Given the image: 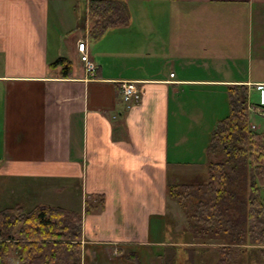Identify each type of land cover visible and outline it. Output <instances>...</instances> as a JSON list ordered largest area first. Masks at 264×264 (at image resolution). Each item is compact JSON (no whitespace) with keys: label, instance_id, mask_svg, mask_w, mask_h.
Masks as SVG:
<instances>
[{"label":"crops","instance_id":"0c3cea01","mask_svg":"<svg viewBox=\"0 0 264 264\" xmlns=\"http://www.w3.org/2000/svg\"><path fill=\"white\" fill-rule=\"evenodd\" d=\"M92 1L0 0V177L81 216L82 264H162L170 184L208 172L232 88L263 98L264 0H104L102 34Z\"/></svg>","mask_w":264,"mask_h":264},{"label":"trees","instance_id":"16d2710c","mask_svg":"<svg viewBox=\"0 0 264 264\" xmlns=\"http://www.w3.org/2000/svg\"><path fill=\"white\" fill-rule=\"evenodd\" d=\"M90 10L102 34L124 23L127 8L102 0L92 1ZM229 98V112L211 134L209 177L196 174L169 186V197L186 216L184 233L208 247L201 260L197 250H187L188 264H264V126L251 129L255 118H264L249 110L264 111V104L250 101L244 86L232 88ZM81 238L77 213L51 206L0 209V264H7L12 250L21 264H82ZM177 253L166 249L162 264H180Z\"/></svg>","mask_w":264,"mask_h":264},{"label":"rangeland","instance_id":"374dc122","mask_svg":"<svg viewBox=\"0 0 264 264\" xmlns=\"http://www.w3.org/2000/svg\"><path fill=\"white\" fill-rule=\"evenodd\" d=\"M264 101L262 102V104ZM252 113V111H250ZM255 124H251V129L254 131H257L259 129L260 125L264 126V119L261 118H255ZM194 172V171H190ZM189 172V174H190ZM203 171V175L205 179L209 177L208 172ZM188 174V176H190ZM186 175V174H184ZM19 182H15L14 180L9 179L8 177H0V209L5 207H14L15 204H22L26 209L34 210L36 208L37 203H44L41 198V192H35L32 194L24 193L22 188L16 187ZM20 186H24L23 183H20ZM32 203V204H31ZM55 207V206H53ZM57 208V207H56ZM179 208H174V214L170 217V222H173V228L171 226L170 229L177 230L172 233V239L170 240L172 244H169L172 248V245H174V249H181L180 252H178V262L180 264H188L189 260V251L191 250H197L196 252L199 254L197 256V260L200 259V252L207 250V245L198 243L192 239L190 235H187L184 233L185 228L187 227L186 222V216L184 217V213ZM58 221V220H57ZM186 225V226H185ZM215 244V243H211ZM168 247V249H169ZM163 257V256H162ZM7 264H21L20 260L17 258L15 252L12 250L10 256L6 259ZM216 262H211L209 264H215Z\"/></svg>","mask_w":264,"mask_h":264},{"label":"built area","instance_id":"2783aa9c","mask_svg":"<svg viewBox=\"0 0 264 264\" xmlns=\"http://www.w3.org/2000/svg\"><path fill=\"white\" fill-rule=\"evenodd\" d=\"M78 51L81 54V62L85 65L86 71L88 73H93L95 71V65L90 61L87 45L85 42H81L78 44ZM171 77L174 78V74H171ZM123 95L126 101L131 100L136 92L135 86L132 83H124L122 85ZM264 101V99H263ZM254 113H257L255 109H253ZM259 113V112H258ZM264 117V113L261 114Z\"/></svg>","mask_w":264,"mask_h":264},{"label":"bare ground","instance_id":"6f19581e","mask_svg":"<svg viewBox=\"0 0 264 264\" xmlns=\"http://www.w3.org/2000/svg\"><path fill=\"white\" fill-rule=\"evenodd\" d=\"M126 83H127V82H126ZM123 84H124V83H123ZM123 84H122V85H123Z\"/></svg>","mask_w":264,"mask_h":264}]
</instances>
